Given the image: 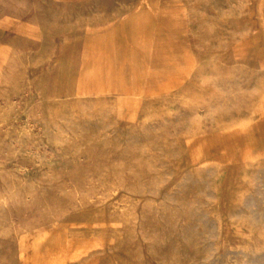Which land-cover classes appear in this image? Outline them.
I'll return each mask as SVG.
<instances>
[{"label": "rangeland", "instance_id": "rangeland-1", "mask_svg": "<svg viewBox=\"0 0 264 264\" xmlns=\"http://www.w3.org/2000/svg\"><path fill=\"white\" fill-rule=\"evenodd\" d=\"M0 264H264V0H0Z\"/></svg>", "mask_w": 264, "mask_h": 264}, {"label": "bare ground", "instance_id": "bare-ground-1", "mask_svg": "<svg viewBox=\"0 0 264 264\" xmlns=\"http://www.w3.org/2000/svg\"><path fill=\"white\" fill-rule=\"evenodd\" d=\"M260 48V47H259Z\"/></svg>", "mask_w": 264, "mask_h": 264}]
</instances>
